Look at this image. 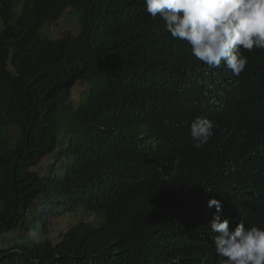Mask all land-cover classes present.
Wrapping results in <instances>:
<instances>
[{
  "label": "trees",
  "instance_id": "1",
  "mask_svg": "<svg viewBox=\"0 0 264 264\" xmlns=\"http://www.w3.org/2000/svg\"><path fill=\"white\" fill-rule=\"evenodd\" d=\"M13 3L0 0V264H217L211 198L230 229L264 228V49L242 50L237 77L144 0H24L10 25ZM76 9L78 34L41 33ZM197 116L218 125L200 149Z\"/></svg>",
  "mask_w": 264,
  "mask_h": 264
},
{
  "label": "clouds",
  "instance_id": "2",
  "mask_svg": "<svg viewBox=\"0 0 264 264\" xmlns=\"http://www.w3.org/2000/svg\"><path fill=\"white\" fill-rule=\"evenodd\" d=\"M144 4L147 14L164 21L165 31L186 43L191 55L209 69L223 64L238 77L249 62L242 50L264 49V0H144ZM217 126L197 116L190 124L193 147L209 143ZM179 164L177 157L174 168ZM162 179L168 181L170 175ZM207 206L215 208L208 227L215 234L217 264H264V228L239 222L230 229L229 220L220 215L221 202L211 198Z\"/></svg>",
  "mask_w": 264,
  "mask_h": 264
},
{
  "label": "rangeland",
  "instance_id": "3",
  "mask_svg": "<svg viewBox=\"0 0 264 264\" xmlns=\"http://www.w3.org/2000/svg\"><path fill=\"white\" fill-rule=\"evenodd\" d=\"M23 1L24 0H13V16L10 19L9 24L10 25H15L16 24V18L20 15L21 11H22V7H23ZM79 12L78 10H69L64 17L62 18L61 21H59L57 24H54L50 27H43V29H41V33L50 38V39H59L61 38L62 35L65 34H72V35H76L79 33L80 31V25H79ZM2 28V21L0 20V29ZM79 82L76 87L80 86ZM73 96H77V94L74 92ZM74 103L77 102L76 100L73 101ZM59 137H62V133L59 132ZM51 162L49 159L47 161L44 162V164H47ZM40 167L43 168V170H45V166L42 164ZM10 240H14V236L12 238H9ZM1 246V244H0Z\"/></svg>",
  "mask_w": 264,
  "mask_h": 264
}]
</instances>
